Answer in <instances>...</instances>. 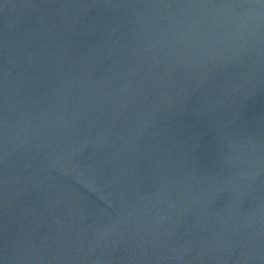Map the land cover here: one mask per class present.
<instances>
[{
  "label": "water",
  "instance_id": "water-1",
  "mask_svg": "<svg viewBox=\"0 0 264 264\" xmlns=\"http://www.w3.org/2000/svg\"><path fill=\"white\" fill-rule=\"evenodd\" d=\"M0 264H264V0H0Z\"/></svg>",
  "mask_w": 264,
  "mask_h": 264
}]
</instances>
